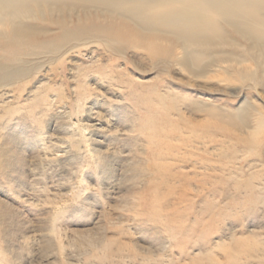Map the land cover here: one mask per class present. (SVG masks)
<instances>
[{"label":"rangeland","instance_id":"1","mask_svg":"<svg viewBox=\"0 0 264 264\" xmlns=\"http://www.w3.org/2000/svg\"><path fill=\"white\" fill-rule=\"evenodd\" d=\"M83 22L0 71V264H264V76Z\"/></svg>","mask_w":264,"mask_h":264},{"label":"bare ground","instance_id":"2","mask_svg":"<svg viewBox=\"0 0 264 264\" xmlns=\"http://www.w3.org/2000/svg\"><path fill=\"white\" fill-rule=\"evenodd\" d=\"M99 16L120 20L114 27L102 26ZM84 20H91L93 30L108 43L122 41L120 32L139 40L162 39L184 49L198 47L202 51L194 53L195 60L204 49L225 47L228 51L217 63L250 61L255 67L252 78L264 76V0H0V71L17 72L21 65L15 61L30 50H51L76 38ZM47 25L57 26L60 35L41 30Z\"/></svg>","mask_w":264,"mask_h":264}]
</instances>
